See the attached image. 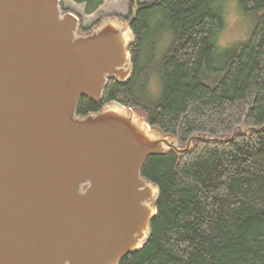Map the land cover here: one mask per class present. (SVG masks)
Listing matches in <instances>:
<instances>
[{
    "label": "water",
    "instance_id": "water-1",
    "mask_svg": "<svg viewBox=\"0 0 264 264\" xmlns=\"http://www.w3.org/2000/svg\"><path fill=\"white\" fill-rule=\"evenodd\" d=\"M117 19L78 36L60 0H0V264H118L156 215L145 161L234 138L179 149L116 102L76 117L81 96L98 103L131 76L135 38Z\"/></svg>",
    "mask_w": 264,
    "mask_h": 264
},
{
    "label": "trees",
    "instance_id": "trees-1",
    "mask_svg": "<svg viewBox=\"0 0 264 264\" xmlns=\"http://www.w3.org/2000/svg\"><path fill=\"white\" fill-rule=\"evenodd\" d=\"M71 1L86 15L104 2ZM225 1L158 0L121 18L135 38L131 76L108 79L98 103L78 102L80 119L116 102L179 149L236 130L226 143L192 140L184 155L145 161L140 177L159 190L156 215L142 249L118 264H264V0H237L253 26L245 41L221 48ZM60 9L72 13L61 1ZM107 18L79 20L77 35Z\"/></svg>",
    "mask_w": 264,
    "mask_h": 264
},
{
    "label": "rangeland",
    "instance_id": "rangeland-1",
    "mask_svg": "<svg viewBox=\"0 0 264 264\" xmlns=\"http://www.w3.org/2000/svg\"><path fill=\"white\" fill-rule=\"evenodd\" d=\"M60 1L64 9L71 11V14L75 17H77V15L79 16L80 19L77 18L82 21L84 27H88L97 20L110 16V19L118 18L117 21H122L123 29L128 31L129 27L127 26V21L125 22L120 19L126 18L128 20L141 5H147L158 0H104L97 12L92 15H86L84 13V7L71 0ZM225 4L223 11L224 26L219 35V47L221 48L230 47L241 41H245L253 26L252 19L246 17L241 12L237 0H226ZM131 38H133V35ZM156 90L153 82L152 91Z\"/></svg>",
    "mask_w": 264,
    "mask_h": 264
},
{
    "label": "bare ground",
    "instance_id": "bare-ground-1",
    "mask_svg": "<svg viewBox=\"0 0 264 264\" xmlns=\"http://www.w3.org/2000/svg\"><path fill=\"white\" fill-rule=\"evenodd\" d=\"M110 112L112 115L118 116L123 111H121L119 108L113 107V109H111Z\"/></svg>",
    "mask_w": 264,
    "mask_h": 264
}]
</instances>
